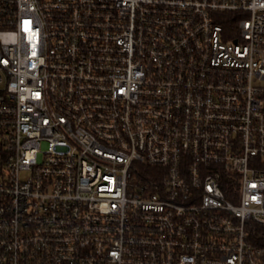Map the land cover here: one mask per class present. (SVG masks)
Instances as JSON below:
<instances>
[{"label":"built area","instance_id":"1","mask_svg":"<svg viewBox=\"0 0 264 264\" xmlns=\"http://www.w3.org/2000/svg\"><path fill=\"white\" fill-rule=\"evenodd\" d=\"M0 264H264V0H0Z\"/></svg>","mask_w":264,"mask_h":264}]
</instances>
